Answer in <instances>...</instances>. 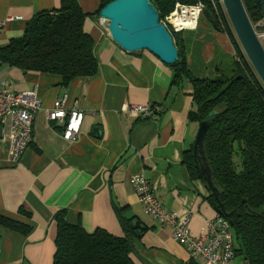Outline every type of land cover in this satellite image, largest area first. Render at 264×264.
Listing matches in <instances>:
<instances>
[{"label": "crops", "instance_id": "crops-1", "mask_svg": "<svg viewBox=\"0 0 264 264\" xmlns=\"http://www.w3.org/2000/svg\"><path fill=\"white\" fill-rule=\"evenodd\" d=\"M77 2L87 14L83 30L94 40L99 65L95 74L64 86L58 74L23 71L0 62V79L15 91L35 88L41 98L32 141L17 164L7 162V144L0 142V213L31 227L23 235L0 226V264H51L54 216L61 209L67 222L113 235L122 234L119 214L135 216L148 227L132 238L135 264H199L168 228L144 212L129 181L142 174L165 209L190 215L192 235L206 230L214 215L208 190L199 178L190 177L183 160L198 127L188 116L196 109L191 84L186 78L172 84L171 66L146 50L113 49L101 19L90 16L99 1ZM59 6L60 0H0V48L22 35L34 14ZM179 33L187 69L200 80H213L217 67L234 54L228 36L216 30L205 13L195 26ZM60 98L65 107L84 110L75 142L62 139L60 127L47 120V111ZM152 104L160 112L147 119L137 121L126 111L130 105ZM93 127L99 129L97 135Z\"/></svg>", "mask_w": 264, "mask_h": 264}, {"label": "trees", "instance_id": "trees-1", "mask_svg": "<svg viewBox=\"0 0 264 264\" xmlns=\"http://www.w3.org/2000/svg\"><path fill=\"white\" fill-rule=\"evenodd\" d=\"M98 1L91 17H97L99 9L112 0ZM150 1L159 20L176 3H202L203 13L215 21L214 28L225 33L232 44L230 61L217 67L213 80L204 81L190 74L180 33L171 32L178 52L177 61L171 65V83L178 84L184 78L190 82L196 104V109L188 113L190 120L199 122L211 110L218 112L204 138V156L217 199L204 184L208 190L206 199L214 213L230 224L234 258L242 264H264V86L234 38L221 5L212 6V0ZM242 3L251 24L262 21L261 0ZM86 17L77 0H60L57 10L37 12L26 23L22 35L9 39L0 48V62L23 71L58 74L64 86L76 77L95 74L99 65L94 40L83 30ZM238 74L241 76L224 88ZM154 106L149 109L159 114ZM143 118L148 117L135 120ZM183 160L190 177L197 179L192 147L185 151ZM65 214L66 210L61 209L54 216L55 251L51 264H135L130 256L132 238L148 228L135 216L125 218L119 214L122 234L113 235L103 228L88 232L79 223L67 222ZM0 226L23 235L31 228L1 213Z\"/></svg>", "mask_w": 264, "mask_h": 264}, {"label": "built area", "instance_id": "built-area-1", "mask_svg": "<svg viewBox=\"0 0 264 264\" xmlns=\"http://www.w3.org/2000/svg\"><path fill=\"white\" fill-rule=\"evenodd\" d=\"M223 4L221 0H212L211 5ZM204 5L197 2L192 5L176 3L174 8L160 20L171 32H181L195 26L197 17L203 12ZM172 17L182 19L173 23ZM101 19V18H100ZM106 30L105 21L101 19ZM4 21L0 20V27ZM41 108V98L37 90L15 91L10 83L0 79V142L7 144V162L17 164L32 141L33 121ZM126 111L137 117H154L153 110L144 105H130ZM84 110L77 107H65L64 98L55 99L47 111V120L60 127V136L68 142H75L81 134ZM144 212L170 230L171 237L183 245L189 258L199 264H232L234 248L230 224L217 213L207 221L206 230L192 235L189 224L190 215L179 216L165 209L153 194L149 180L142 174L132 175L129 179Z\"/></svg>", "mask_w": 264, "mask_h": 264}, {"label": "water", "instance_id": "water-1", "mask_svg": "<svg viewBox=\"0 0 264 264\" xmlns=\"http://www.w3.org/2000/svg\"><path fill=\"white\" fill-rule=\"evenodd\" d=\"M226 17L242 48L243 54L264 86V45L255 32L242 0H221ZM262 26L264 27V0H261ZM98 17L105 21L111 46L116 51L146 50L161 62L173 65L178 59L177 48L171 34L159 20V14L150 0H112L99 9ZM215 24L214 20H211ZM241 75H236L224 88ZM224 90V89H222ZM218 112L211 110L198 122L192 144L195 171L198 178L217 199L211 170L204 156L205 133ZM95 135L99 129L93 127Z\"/></svg>", "mask_w": 264, "mask_h": 264}, {"label": "rangeland", "instance_id": "rangeland-1", "mask_svg": "<svg viewBox=\"0 0 264 264\" xmlns=\"http://www.w3.org/2000/svg\"><path fill=\"white\" fill-rule=\"evenodd\" d=\"M223 12H224V11H223ZM224 15H226L225 12H224ZM226 18H227V17H226ZM227 21H228V18H227ZM228 23H229V21H228ZM229 25H230V23H229ZM252 26H253L255 32L257 33V35L259 36V39H260L261 43L264 45V40H263V39H264V27L262 26V21L260 20V21H258L257 23L252 24ZM230 28L232 29L231 25H230ZM232 33H233L234 38L236 39V41H237V43H238V45H239V47H240V49H241V51H242V48H241V46H240V44H239V42H238V40H237V38H236V35L234 34L233 29H232ZM242 53H243V51H242ZM246 59H247V58H246ZM227 71H228V70H226L225 74H226V76H229L230 73H227ZM233 261H234L235 264H242V263L238 260L237 257H235Z\"/></svg>", "mask_w": 264, "mask_h": 264}, {"label": "bare ground", "instance_id": "bare-ground-1", "mask_svg": "<svg viewBox=\"0 0 264 264\" xmlns=\"http://www.w3.org/2000/svg\"><path fill=\"white\" fill-rule=\"evenodd\" d=\"M172 22L173 23L182 22V19H180L178 17H172Z\"/></svg>", "mask_w": 264, "mask_h": 264}, {"label": "clouds", "instance_id": "clouds-1", "mask_svg": "<svg viewBox=\"0 0 264 264\" xmlns=\"http://www.w3.org/2000/svg\"><path fill=\"white\" fill-rule=\"evenodd\" d=\"M223 10H224V7H223ZM224 12H225V11H224ZM202 13H203V12H202ZM202 13H201V14H202ZM169 33H170V32H169ZM263 40H264V39H263Z\"/></svg>", "mask_w": 264, "mask_h": 264}]
</instances>
